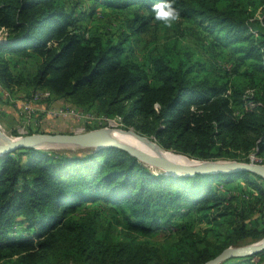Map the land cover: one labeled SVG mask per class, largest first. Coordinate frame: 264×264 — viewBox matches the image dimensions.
Returning a JSON list of instances; mask_svg holds the SVG:
<instances>
[{"label":"trees","instance_id":"trees-1","mask_svg":"<svg viewBox=\"0 0 264 264\" xmlns=\"http://www.w3.org/2000/svg\"><path fill=\"white\" fill-rule=\"evenodd\" d=\"M105 2L117 8H145L147 15L135 17L137 31L155 20L152 9L161 2L171 3L178 18L203 19L221 32L235 54L250 61L240 73L246 80L209 84L197 78L199 64L191 61V54L180 56L167 49L152 56L148 74L126 55L124 38L88 36L76 26L77 18L64 0H0V30L7 32L0 39V82L10 87L20 81L7 57H32L27 85L49 90L47 105L58 99L83 110L99 105L165 148L197 160L242 157L249 162L254 154L263 163L264 34L255 35L250 28H260L261 21L253 16L264 2ZM136 117L142 121L135 122ZM239 179L258 191V182L264 181L246 170L194 176L154 172L116 147L77 152L18 149L0 157V264L12 259L13 264H159L155 249L141 248L136 237L163 230V223L178 212L172 210L176 204L199 212L219 209L226 198L218 188ZM89 204L108 206L119 221L103 227L94 215L74 218ZM116 225L125 230L122 240L113 236ZM238 229L240 234L227 236L215 252L199 248L194 235L183 237L172 245L181 260L167 264H202L250 237L244 225Z\"/></svg>","mask_w":264,"mask_h":264},{"label":"rangeland","instance_id":"rangeland-1","mask_svg":"<svg viewBox=\"0 0 264 264\" xmlns=\"http://www.w3.org/2000/svg\"><path fill=\"white\" fill-rule=\"evenodd\" d=\"M257 1L264 2V0ZM64 2L67 10L77 18L75 25L84 30L88 36L104 35L105 37H112L114 41L124 38L126 55L141 63L148 74L152 72V56L167 49L168 53H179L180 56L191 54V61L199 64L195 69L196 76H199L197 78L207 80L209 84L218 86L228 81V85H230L236 81L246 80L240 76V73L249 66L250 61L235 54L233 49L221 39V32L203 19L177 18L171 26H165L156 20H152L144 29L137 31L136 15L148 14V11L143 7H139V5L117 8L107 5L104 0H64ZM262 10H264V4L257 8L253 16V18L261 21L259 29L250 28V31L255 35L259 32L264 34V22L262 21L264 12ZM6 35L7 32L1 29L0 39ZM7 58L9 69L15 80L20 81L19 83H13L10 87H6L0 82V135L5 139L41 132L39 129H43L48 133L107 129L127 131L131 129L151 138L163 150H171L162 146L154 136L142 134L134 126L126 125L121 116H119L121 121L116 122V115L104 113L99 105L83 110L77 108L76 105L72 106V103L68 100H61L63 106L71 105L76 110L93 118V121L84 120L81 123L74 120L73 117H67L66 119L51 117L46 119L39 110L37 111L38 116L35 118L21 115L17 107L19 100L35 91L42 90L27 85V79L32 73L35 58L21 56ZM251 91L247 90L246 92L251 94ZM239 113L240 108H236L235 114ZM71 121L75 122L69 125L68 122ZM134 121L139 123L142 119L136 117ZM143 147L148 148L146 145ZM81 149L86 148H49L45 150L77 152ZM248 157L250 158L249 161L262 162V159L254 154H250ZM224 160L217 159L216 161ZM237 161L245 162L242 157L238 158ZM149 167L154 172H161L155 166ZM258 184L261 191L252 188L242 179L234 180L232 183H224L218 189L226 200L219 209L211 208L210 211L199 212L187 205L180 206L176 204L172 210L178 212L174 217L168 218L169 222L163 223V230L151 237H136V242L141 248L146 246L154 248L159 258V264L174 263L181 260L179 252L172 249V245L186 236L194 235L193 239L199 242V248H207L209 251L215 252L220 242L227 240V236L233 238L240 234L238 228L244 225L250 233V237L240 239L235 245L230 246L238 247L257 242L264 237V181H259ZM213 186L216 188L215 184ZM87 207V210H80L74 214V218L94 215L103 227L109 222L114 224L115 221H119L118 214L106 205L89 204ZM224 212L232 213L221 215ZM113 236L118 240H122L125 236V230L116 225L115 235ZM11 261L13 259L5 260L1 264H13ZM226 261L225 264L236 262L240 264H263L264 255L256 254Z\"/></svg>","mask_w":264,"mask_h":264},{"label":"water","instance_id":"water-1","mask_svg":"<svg viewBox=\"0 0 264 264\" xmlns=\"http://www.w3.org/2000/svg\"><path fill=\"white\" fill-rule=\"evenodd\" d=\"M121 131V130H120ZM122 132L132 133L139 139L144 140L149 145L159 147L151 138L141 135L134 130ZM100 148L116 147L128 152L141 162L155 166L161 173L176 176H194L203 173L230 172L246 170L255 173L264 179V164L254 161L242 162L237 160H191L179 161L167 158L163 155H153L143 150H139L128 145L120 139L111 136L106 130H77L73 132H37L12 137L7 141L0 142V157L18 149H49V148ZM160 172V171H159ZM256 254L264 255V237L257 242L231 247L221 250L216 256L210 258L202 264H220L233 258H245ZM264 264V261H263Z\"/></svg>","mask_w":264,"mask_h":264},{"label":"built area","instance_id":"built-area-1","mask_svg":"<svg viewBox=\"0 0 264 264\" xmlns=\"http://www.w3.org/2000/svg\"><path fill=\"white\" fill-rule=\"evenodd\" d=\"M52 97V94L49 90H38L33 92L29 97L22 98L17 103L18 112L25 117L35 118L38 116V110L44 114L45 118H63L67 117L74 120H78L80 123L82 121L92 120L91 116L86 113L80 112L73 107L58 105L57 103L46 104V101ZM116 122H120L121 119L119 116L115 117Z\"/></svg>","mask_w":264,"mask_h":264},{"label":"bare ground","instance_id":"bare-ground-1","mask_svg":"<svg viewBox=\"0 0 264 264\" xmlns=\"http://www.w3.org/2000/svg\"><path fill=\"white\" fill-rule=\"evenodd\" d=\"M106 132L108 134H110L111 136H114V137L120 139L124 143H126L128 145H131L132 147H135V148H137L139 150L146 151V152L151 153L153 155L160 154V155H163V156H165L167 158H170V159H173V160H179V161L197 160V159L191 158L189 156H186V155H183V154H179V153L174 152L172 150L165 151L159 145H158L159 146L158 148L156 146L149 145L147 142H145L142 139L137 138L132 133L122 132L120 130L112 131L110 129H107ZM7 140L8 139H5L2 135H0V142L1 141H7ZM144 145H146L148 148L147 149L144 148L143 147Z\"/></svg>","mask_w":264,"mask_h":264},{"label":"clouds","instance_id":"clouds-1","mask_svg":"<svg viewBox=\"0 0 264 264\" xmlns=\"http://www.w3.org/2000/svg\"><path fill=\"white\" fill-rule=\"evenodd\" d=\"M152 11L154 19L165 26H171L179 16V12L168 2L159 3L153 7Z\"/></svg>","mask_w":264,"mask_h":264},{"label":"crops","instance_id":"crops-1","mask_svg":"<svg viewBox=\"0 0 264 264\" xmlns=\"http://www.w3.org/2000/svg\"><path fill=\"white\" fill-rule=\"evenodd\" d=\"M56 103H57L58 105H63V102H61V100L56 101ZM46 119H49V118H46ZM51 122L53 123L52 120H51ZM74 122H75V121H71V122H68V123H70L69 125H71L72 123L74 124Z\"/></svg>","mask_w":264,"mask_h":264}]
</instances>
